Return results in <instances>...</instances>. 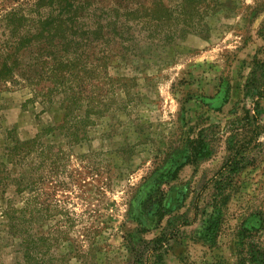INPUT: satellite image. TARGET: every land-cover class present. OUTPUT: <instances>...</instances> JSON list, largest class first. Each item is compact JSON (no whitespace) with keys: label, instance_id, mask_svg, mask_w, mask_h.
Masks as SVG:
<instances>
[{"label":"rangeland","instance_id":"rangeland-1","mask_svg":"<svg viewBox=\"0 0 264 264\" xmlns=\"http://www.w3.org/2000/svg\"><path fill=\"white\" fill-rule=\"evenodd\" d=\"M50 2L0 0V264H238L237 231L264 213V85L248 86L264 0H99L122 15L140 3L139 26L165 17L141 31L150 47L173 40L156 59L76 48L82 65L62 83L54 30L42 31ZM71 90L81 108L63 130ZM196 136L208 155L176 169ZM231 153V177L215 182Z\"/></svg>","mask_w":264,"mask_h":264},{"label":"trees","instance_id":"trees-1","mask_svg":"<svg viewBox=\"0 0 264 264\" xmlns=\"http://www.w3.org/2000/svg\"><path fill=\"white\" fill-rule=\"evenodd\" d=\"M51 9L48 11L46 17L42 20L43 26L42 31L44 33H52L54 30V35L52 38L57 41V49L54 54L56 67L52 69V77L55 76L56 79H60L61 83L68 77V73L71 72L72 68L75 69L80 62V55L75 57L76 59L72 61V52L76 53V48H80L81 54L88 56V54L94 55L95 48L98 46L99 50L102 51V58L107 56H117L125 58L128 60L134 58H152L156 59L159 55V50H163L167 47L173 40L169 33L168 38L157 39L155 42H151L153 47H150V43L145 42L149 40L148 36L143 38L140 34L141 31L147 32V27L150 26L149 16L145 13V21L142 26H139L137 19L132 17L134 11L137 9H143L140 3H136L131 12L127 15L119 14L116 5L109 6L108 12L99 4V0H50ZM128 6V4L126 5ZM109 10H112L110 12ZM144 10V9H143ZM146 11V10H144ZM166 18L159 16L158 18L152 19L151 22H156L157 24H163ZM142 21V22H143ZM160 24V25H161ZM139 26V27H138ZM190 25H186L188 27ZM91 27L95 29L90 30ZM147 28V29H146ZM264 38V33H263ZM151 39V38H150ZM143 41V43H139ZM145 42V43H144ZM58 54V55H57ZM76 56V55H74ZM75 61H77L75 63ZM84 64V63H83ZM258 69L261 71L259 80L257 77L253 76L251 82L248 86H252L251 89L258 87L257 83L264 85V61L257 62ZM262 85L260 87H262ZM259 88V87H258ZM251 91V90H250ZM260 93V91H255V95ZM58 98L59 107L63 109L61 126L59 128H65V117L69 111H78L81 107L77 105L78 100H81V94L76 91L71 90L70 93L64 92L60 93ZM55 98V97H54ZM50 98L46 95L42 97V103L46 107L49 106L53 101H49ZM246 112H249L246 110ZM190 142L195 143L191 147L189 154L186 159L181 162L176 169H179L186 163H197L199 159L208 155V150L204 149V145H200L202 138L196 136L195 138H189ZM237 159L235 154L228 156L224 163L219 167L215 182L219 183L222 179H227L231 177L234 165L237 166ZM235 171V170H234ZM226 198V197H225ZM217 208V207H215ZM217 214H221L220 208H217ZM261 225L258 228L251 227H240L237 231V235L241 236V242L243 244L247 243L246 251L242 249L239 251L243 252V258L239 259L238 264H246V260L251 262H260L264 264V245L263 249L257 247L258 244L262 246L263 243L258 242L256 248H254V243L251 244L250 241L257 236V233L264 224V213H259ZM212 225L208 227L210 236L213 240L217 237L218 226L216 223L212 222ZM155 241L162 244V235L155 238ZM242 244V243H241ZM262 252V253H261ZM245 259V261H244Z\"/></svg>","mask_w":264,"mask_h":264}]
</instances>
